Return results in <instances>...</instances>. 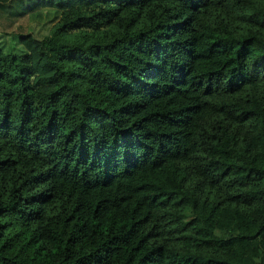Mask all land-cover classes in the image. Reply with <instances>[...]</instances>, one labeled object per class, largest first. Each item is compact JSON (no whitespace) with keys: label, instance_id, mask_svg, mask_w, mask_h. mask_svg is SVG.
I'll return each instance as SVG.
<instances>
[{"label":"trees","instance_id":"obj_1","mask_svg":"<svg viewBox=\"0 0 264 264\" xmlns=\"http://www.w3.org/2000/svg\"><path fill=\"white\" fill-rule=\"evenodd\" d=\"M0 0V264H264V0Z\"/></svg>","mask_w":264,"mask_h":264},{"label":"rangeland","instance_id":"obj_2","mask_svg":"<svg viewBox=\"0 0 264 264\" xmlns=\"http://www.w3.org/2000/svg\"><path fill=\"white\" fill-rule=\"evenodd\" d=\"M43 1V3H51L52 5H60L61 6V2H58L57 3V1L56 2H54L53 0H42Z\"/></svg>","mask_w":264,"mask_h":264}]
</instances>
